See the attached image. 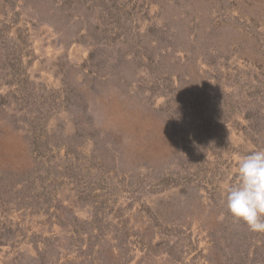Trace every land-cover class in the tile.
I'll list each match as a JSON object with an SVG mask.
<instances>
[{
  "label": "rangeland",
  "instance_id": "374dc122",
  "mask_svg": "<svg viewBox=\"0 0 264 264\" xmlns=\"http://www.w3.org/2000/svg\"><path fill=\"white\" fill-rule=\"evenodd\" d=\"M261 149L264 0H0V264H264Z\"/></svg>",
  "mask_w": 264,
  "mask_h": 264
},
{
  "label": "clouds",
  "instance_id": "9594fccd",
  "mask_svg": "<svg viewBox=\"0 0 264 264\" xmlns=\"http://www.w3.org/2000/svg\"><path fill=\"white\" fill-rule=\"evenodd\" d=\"M234 159L236 182L224 188L226 211L250 232L264 234V149Z\"/></svg>",
  "mask_w": 264,
  "mask_h": 264
}]
</instances>
